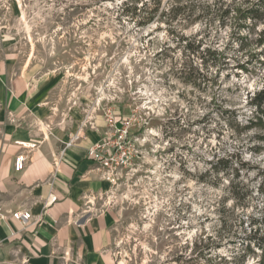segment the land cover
Returning a JSON list of instances; mask_svg holds the SVG:
<instances>
[{
  "label": "rangeland",
  "instance_id": "1",
  "mask_svg": "<svg viewBox=\"0 0 264 264\" xmlns=\"http://www.w3.org/2000/svg\"><path fill=\"white\" fill-rule=\"evenodd\" d=\"M257 1L0 0V109L18 128L137 118L140 157L108 198L113 264H258L264 123L247 127V95L264 88V19L235 10Z\"/></svg>",
  "mask_w": 264,
  "mask_h": 264
},
{
  "label": "crops",
  "instance_id": "2",
  "mask_svg": "<svg viewBox=\"0 0 264 264\" xmlns=\"http://www.w3.org/2000/svg\"><path fill=\"white\" fill-rule=\"evenodd\" d=\"M8 111L0 109V206L6 213L0 218V264H65L69 257L81 264H113L110 246L118 218L108 198L114 183L87 155L106 124L67 131L48 124L53 138L34 115L23 114L27 129L18 128L23 118ZM75 134L79 138L62 152ZM21 151L28 162L16 172L14 160ZM25 208L40 221L12 217Z\"/></svg>",
  "mask_w": 264,
  "mask_h": 264
},
{
  "label": "built area",
  "instance_id": "3",
  "mask_svg": "<svg viewBox=\"0 0 264 264\" xmlns=\"http://www.w3.org/2000/svg\"><path fill=\"white\" fill-rule=\"evenodd\" d=\"M104 111L108 128L103 132V137L88 148L87 155L101 167V176L116 184L117 180L124 176V170L132 168L135 160L141 154L139 147L136 146L137 139L130 138V128L134 125L137 118L134 115L123 119L120 123L119 117L112 108H106ZM78 138V134L71 137L66 142L62 152L67 147L73 145ZM27 162V153L22 151L17 153L14 160L15 171L20 172L24 170ZM1 209L0 206V218H5L6 213L2 212ZM11 215L13 218L25 222L40 221L34 220L32 212L27 208L13 211ZM65 264L68 263L65 262Z\"/></svg>",
  "mask_w": 264,
  "mask_h": 264
},
{
  "label": "trees",
  "instance_id": "4",
  "mask_svg": "<svg viewBox=\"0 0 264 264\" xmlns=\"http://www.w3.org/2000/svg\"><path fill=\"white\" fill-rule=\"evenodd\" d=\"M129 0H127L126 4H128ZM258 6L256 8H253V6L248 5L245 7H238L236 8V14H237V18H239L240 20H244L245 22L248 19H258V20H263L264 19V0H258L256 3ZM174 11V6L173 9ZM179 10V8H178ZM230 12V9L227 7L226 10L223 11L222 15H227ZM257 21V20H256ZM239 25V24H238ZM244 27V25H243ZM236 32H234L235 35ZM239 34V32H237ZM238 39L242 38L241 35H237ZM264 37V31H261L260 33V40L262 41V39ZM243 39V38H242ZM223 58L226 60L227 59V54L226 51L223 52ZM242 60H239V62L237 63V67L238 68H244L247 69V66L245 65V63L241 62ZM249 63V61H247ZM248 97H250L251 99V103L254 104L257 108L256 110V115H254L253 118H251L249 120V123L247 124V127H251L253 125H259L264 123V88H262L261 90L255 92L254 95H247ZM263 138V137H262ZM226 159V156L223 158ZM227 160V159H226ZM227 162V161H226ZM224 170H226L228 168V164H224L223 166ZM258 264H264V250H262V254L260 255V259L258 260Z\"/></svg>",
  "mask_w": 264,
  "mask_h": 264
}]
</instances>
